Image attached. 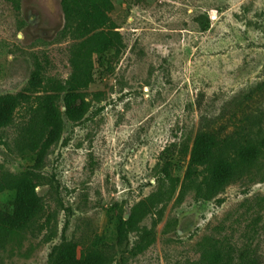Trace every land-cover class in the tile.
<instances>
[{
  "label": "rangeland",
  "instance_id": "374dc122",
  "mask_svg": "<svg viewBox=\"0 0 264 264\" xmlns=\"http://www.w3.org/2000/svg\"><path fill=\"white\" fill-rule=\"evenodd\" d=\"M114 6L123 47L96 65L89 92L100 95L87 114L63 116L41 163L14 149L13 128L0 130V171L43 178L45 210L0 264H264V0ZM66 26L61 0H0V98L31 96L20 121L71 76ZM202 126L260 151L254 176L209 200L187 179ZM15 196L0 192V205ZM147 198L140 230L120 232Z\"/></svg>",
  "mask_w": 264,
  "mask_h": 264
},
{
  "label": "trees",
  "instance_id": "16d2710c",
  "mask_svg": "<svg viewBox=\"0 0 264 264\" xmlns=\"http://www.w3.org/2000/svg\"><path fill=\"white\" fill-rule=\"evenodd\" d=\"M61 1L67 20L66 32L75 40L70 58V78L64 83H52L50 90L38 98L40 104L26 109L29 116L27 122L18 120L17 114L21 105L31 104V96L16 94L0 98V130L13 128L14 149L18 153L32 154L36 163L43 161L44 155L56 141L63 116L69 120H81L92 108L100 95V92H89L96 65L101 66L107 60L114 61L123 47L118 31L120 26L112 16L115 0ZM38 83L37 80L32 81L31 87H37ZM62 96L64 111L61 114L58 99ZM221 134L227 132L202 126L193 144L187 179L195 185L197 195L202 200L214 198L226 186L254 176L256 172H253V168L259 169L256 167L259 150L237 146L230 137L220 138ZM201 177L203 181L197 183ZM42 179L26 171L18 174L0 171V192L14 191L16 194L13 201L0 205V250L22 242L30 227L32 233L36 230V224L45 211L36 193L37 184ZM150 200L147 198L133 208L129 218L123 221L120 232L140 230L139 223ZM31 201L34 202L32 209H20V206ZM148 245L135 246L132 252L141 253ZM68 264L75 262L69 260Z\"/></svg>",
  "mask_w": 264,
  "mask_h": 264
}]
</instances>
